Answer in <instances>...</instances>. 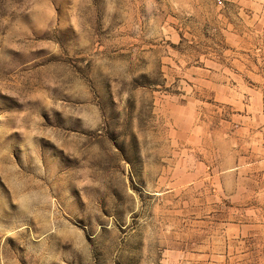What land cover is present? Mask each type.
<instances>
[{
    "label": "rangeland",
    "instance_id": "374dc122",
    "mask_svg": "<svg viewBox=\"0 0 264 264\" xmlns=\"http://www.w3.org/2000/svg\"><path fill=\"white\" fill-rule=\"evenodd\" d=\"M0 264H264V0H0Z\"/></svg>",
    "mask_w": 264,
    "mask_h": 264
}]
</instances>
